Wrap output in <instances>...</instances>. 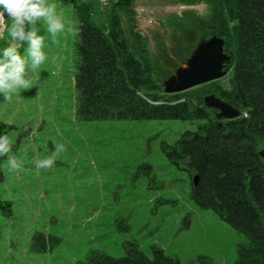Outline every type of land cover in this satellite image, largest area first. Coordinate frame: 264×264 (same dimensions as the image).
<instances>
[{"label":"rangeland","instance_id":"obj_1","mask_svg":"<svg viewBox=\"0 0 264 264\" xmlns=\"http://www.w3.org/2000/svg\"><path fill=\"white\" fill-rule=\"evenodd\" d=\"M55 2L78 27L73 5ZM211 2H136L139 31L149 39L162 86L186 66L218 21ZM3 33L0 26V39ZM77 41V31L46 39L49 59L38 80L13 103L0 104V122L9 127L13 144L9 154L23 161L19 171L7 166V158L1 163L0 199L11 203L12 215L0 214V264H78L92 251L121 258L131 244L149 257L153 248L161 249L180 264H236L244 235L195 203L189 160L169 155L196 125L80 119ZM55 143L65 151L51 168H37L36 160L49 155ZM37 233L46 239L40 245L46 251L33 249Z\"/></svg>","mask_w":264,"mask_h":264},{"label":"trees","instance_id":"obj_2","mask_svg":"<svg viewBox=\"0 0 264 264\" xmlns=\"http://www.w3.org/2000/svg\"><path fill=\"white\" fill-rule=\"evenodd\" d=\"M71 4L79 20L77 41V114L82 120H183L196 125L177 141L170 156L188 159L197 185L192 198L215 211L241 232L236 264H264V0H213L219 19L205 32L224 41L232 70L227 83L217 80L197 88L166 94L156 80V61L149 39L139 31L138 0H60ZM191 2V1H190ZM192 4V3H191ZM43 29H41V34ZM6 33L0 39L5 43ZM26 45V44H25ZM22 49V47H21ZM191 56V55H190ZM215 95L239 110L240 118L225 121L205 107ZM0 132L9 127L0 122ZM0 157V182L4 176ZM12 215L11 203L0 199V214ZM50 241L59 243L58 238ZM42 234L32 247L46 251ZM53 247V246H51ZM149 257L137 244L114 258L92 251L78 264H180L153 248Z\"/></svg>","mask_w":264,"mask_h":264},{"label":"clouds","instance_id":"obj_3","mask_svg":"<svg viewBox=\"0 0 264 264\" xmlns=\"http://www.w3.org/2000/svg\"><path fill=\"white\" fill-rule=\"evenodd\" d=\"M0 26L6 33L5 43L0 44V104H11L15 96L38 80L39 69L49 59L46 39L55 41L63 32L75 33L78 28L66 20L55 0H0ZM12 150L9 135L0 132V157L7 158L11 170L19 171L23 161L10 155ZM63 151L65 145L55 143L49 155L36 160V167L51 168Z\"/></svg>","mask_w":264,"mask_h":264},{"label":"water","instance_id":"obj_4","mask_svg":"<svg viewBox=\"0 0 264 264\" xmlns=\"http://www.w3.org/2000/svg\"><path fill=\"white\" fill-rule=\"evenodd\" d=\"M229 62L230 57L224 53V41L214 36L198 46L186 66L164 84V91L166 94H177L220 80L231 71V66L226 67ZM204 102L208 108L217 111L218 119L234 120L242 115L239 110L215 96L206 97ZM260 155L264 158V150ZM198 178V175L194 177L195 185Z\"/></svg>","mask_w":264,"mask_h":264}]
</instances>
